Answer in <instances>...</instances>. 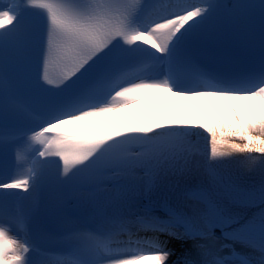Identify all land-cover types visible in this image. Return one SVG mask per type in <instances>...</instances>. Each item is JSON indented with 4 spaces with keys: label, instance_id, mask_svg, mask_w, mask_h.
Instances as JSON below:
<instances>
[{
    "label": "snow or ice",
    "instance_id": "6c2138e0",
    "mask_svg": "<svg viewBox=\"0 0 264 264\" xmlns=\"http://www.w3.org/2000/svg\"><path fill=\"white\" fill-rule=\"evenodd\" d=\"M216 7L212 0H11L0 5V49L6 53L0 60V264H36L31 236L41 224L70 244L56 264H167L166 242L158 236L142 239L137 230L179 240L211 238L220 223L211 193L198 197L207 208L193 207L191 214L178 208L163 216L150 208L131 212L139 198L189 170L199 135L195 129L208 135L209 169L232 158L248 172H258V182L232 184L224 195L243 206L259 202L261 209L258 223L246 221L229 233L246 251L233 247L218 255L201 246V264H264V3L259 53L223 56L210 66L200 60L198 48ZM29 8L42 13V29L22 26L33 15ZM10 92L25 103L10 105ZM151 93L229 102L230 122L211 116L188 120L171 111L138 119L114 115ZM235 101L247 104L238 108ZM10 115L24 120L26 128L9 132ZM104 117L113 118L99 119ZM82 122L96 130H64ZM16 135L28 143L18 146L13 170L6 153L9 137ZM81 184L115 190L103 200L92 199ZM46 185L52 189L49 196ZM85 216L97 218L101 227L89 229Z\"/></svg>",
    "mask_w": 264,
    "mask_h": 264
},
{
    "label": "bare ground",
    "instance_id": "6f19581e",
    "mask_svg": "<svg viewBox=\"0 0 264 264\" xmlns=\"http://www.w3.org/2000/svg\"><path fill=\"white\" fill-rule=\"evenodd\" d=\"M156 101H157L158 108H163L165 111H174V110H176V108L178 106V99L176 97L160 98V99H157ZM192 101H194V100H192ZM196 101L205 102L206 100L198 99ZM207 106H208L207 104H205L203 106L202 105L198 106V108H197L198 117L197 118H193L189 114H187L185 119H188V120H193V119L202 120L206 116H211L216 121L221 120V109L218 108L217 110H213V111H211L209 113L207 111ZM114 115H118L119 116V114H114ZM111 118H113V117H104V118H99V119L103 120V119H111ZM138 118H140V117H137L136 119H138ZM230 119H231V111L229 112V115H228V123L230 122ZM83 123L89 124L90 122H83ZM194 131L199 133V135H197L198 137H201V138H204V139H208L207 133L203 132V130L195 129ZM142 239H144V238L142 237ZM166 247L171 253V255L169 256L167 264H174L176 262V260L181 255L182 244L180 242V243H177V244L175 243L174 245H166Z\"/></svg>",
    "mask_w": 264,
    "mask_h": 264
}]
</instances>
